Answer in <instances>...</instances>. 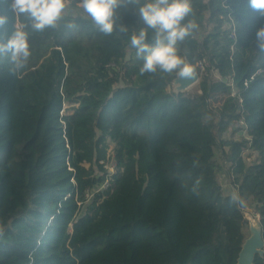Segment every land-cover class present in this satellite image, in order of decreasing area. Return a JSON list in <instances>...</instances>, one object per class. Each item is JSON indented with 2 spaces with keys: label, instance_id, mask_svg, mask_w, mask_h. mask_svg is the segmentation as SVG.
Listing matches in <instances>:
<instances>
[{
  "label": "trees",
  "instance_id": "1",
  "mask_svg": "<svg viewBox=\"0 0 264 264\" xmlns=\"http://www.w3.org/2000/svg\"><path fill=\"white\" fill-rule=\"evenodd\" d=\"M10 2L0 41L22 28L30 56L0 58V264H237L250 206L264 238V18L247 0H191L197 28L177 48L205 64L195 95L168 91L175 71L141 74L130 37L146 29L152 45L154 31L140 5L125 2L105 35L67 13L36 31ZM240 119L247 138L225 140ZM225 146L242 205L217 178Z\"/></svg>",
  "mask_w": 264,
  "mask_h": 264
},
{
  "label": "clouds",
  "instance_id": "2",
  "mask_svg": "<svg viewBox=\"0 0 264 264\" xmlns=\"http://www.w3.org/2000/svg\"><path fill=\"white\" fill-rule=\"evenodd\" d=\"M70 0H11L10 8L16 15L27 16L31 27L43 31L46 27H55L62 19ZM140 5L137 9L140 19L147 28L154 31V43L146 42L147 30L141 29L130 37L131 47L137 50V56H143L141 74L155 73L158 69L166 73L177 72L181 77L193 74V68L178 55V42H182L197 28L194 20L187 19L193 14L191 0H79V6L105 35L113 33L117 27L118 9L125 3ZM248 7L264 18V0H247ZM7 23V17L0 15V28ZM120 32H127L123 24ZM256 46L264 51V25L255 33ZM7 55L16 67H23L30 56L27 33L16 28L6 42L0 41V58ZM232 202L243 204L237 193L232 194Z\"/></svg>",
  "mask_w": 264,
  "mask_h": 264
},
{
  "label": "rangeland",
  "instance_id": "3",
  "mask_svg": "<svg viewBox=\"0 0 264 264\" xmlns=\"http://www.w3.org/2000/svg\"><path fill=\"white\" fill-rule=\"evenodd\" d=\"M64 13L67 14H71V15H78V14H82V15H87V13L84 12V10L79 6V4L77 5H73L71 4V1L69 2V4L67 5V7L64 10ZM89 17V16H88ZM197 65H200L199 63ZM205 64H203L201 67V70L198 71L199 73V81L195 84H193L192 86H190L189 88H187V90L185 91L188 94H197L200 93V81L202 79V76L206 74V70H205ZM211 77L214 79H221L220 75L218 74L217 71L213 70L211 73ZM121 84H124V81L121 82ZM168 91L170 92H179L178 91V84L174 81L169 87H168ZM220 101L217 102L216 106L221 105L222 103V96L219 97ZM69 106L66 105V108H68ZM223 138L225 140H233V141H241L244 138H247V131L246 129H240V128H234L231 127L229 129V131L227 133H225L223 135ZM113 145L109 146L108 149V165L107 168L109 171L111 172H116V163L115 161L112 159L113 155ZM228 147L225 146L224 151L223 152L221 149L216 151V159L218 161L219 166L221 167V170H219L218 174H217V178L219 183L221 184L223 190L225 193H234V186L232 185L231 181H230V177H229V173H228V169L230 167V163L228 161V158L226 156V153L228 152ZM245 157H247V162L250 163L251 160L255 159V157L257 156L256 152H253L251 150H246L244 153ZM107 185V183L105 184V186ZM243 216L245 219L248 220V224L244 226L243 231H241L242 233L245 234L246 239L249 237L250 235V230H249V220H254L255 223H260V215L257 213V211L255 210L254 206H250L244 209L243 211ZM245 239V240H246Z\"/></svg>",
  "mask_w": 264,
  "mask_h": 264
},
{
  "label": "water",
  "instance_id": "4",
  "mask_svg": "<svg viewBox=\"0 0 264 264\" xmlns=\"http://www.w3.org/2000/svg\"><path fill=\"white\" fill-rule=\"evenodd\" d=\"M186 64L191 66L189 62H186ZM199 78V73L194 68L193 74L191 76L181 77L178 75L175 79V82L178 84V91H186L187 88L197 83L199 81ZM249 230L250 235L245 240L242 246L237 264H255L256 256L264 254V238L262 225L260 223H255L254 220H249Z\"/></svg>",
  "mask_w": 264,
  "mask_h": 264
},
{
  "label": "built area",
  "instance_id": "5",
  "mask_svg": "<svg viewBox=\"0 0 264 264\" xmlns=\"http://www.w3.org/2000/svg\"><path fill=\"white\" fill-rule=\"evenodd\" d=\"M235 35V34H234ZM199 66H202L203 65V63L202 62H199ZM236 127H238V128H240V129H246V123H245V121H244V119H240L237 123H236ZM107 185H108V183H107ZM106 185V186H107ZM105 186V187H106Z\"/></svg>",
  "mask_w": 264,
  "mask_h": 264
}]
</instances>
